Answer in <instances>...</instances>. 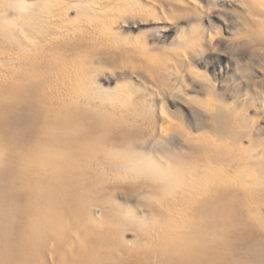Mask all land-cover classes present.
Segmentation results:
<instances>
[{
	"label": "rangeland",
	"instance_id": "1",
	"mask_svg": "<svg viewBox=\"0 0 264 264\" xmlns=\"http://www.w3.org/2000/svg\"><path fill=\"white\" fill-rule=\"evenodd\" d=\"M2 81L19 89L0 91L1 108L5 97L12 105L29 102L37 109L29 118L50 125L51 138L74 143L84 155L89 143L93 149L85 159L93 153L109 169L104 148L114 147L116 153H137L142 168L170 152L187 165L209 163L234 181L244 170L243 184H251L257 196L253 206L264 212L258 191L264 182V0H0ZM32 84L39 90L28 101L21 88ZM101 117L104 132L85 136V122L97 125ZM65 124L70 130L61 138ZM80 171L92 194H113L111 206L114 200L131 203L139 217L152 214L130 194V179L108 191L106 183L85 178V167ZM142 177L135 181L148 180ZM200 186L195 180L194 187ZM8 196L0 194V202ZM157 197L152 193L146 202L174 200L172 193ZM7 200L0 259L9 262L24 224H14ZM22 205L29 216L35 202L24 195ZM38 207L41 216L46 209ZM98 211L97 220L105 221V212ZM122 233L126 245L136 248L135 227Z\"/></svg>",
	"mask_w": 264,
	"mask_h": 264
},
{
	"label": "bare ground",
	"instance_id": "2",
	"mask_svg": "<svg viewBox=\"0 0 264 264\" xmlns=\"http://www.w3.org/2000/svg\"><path fill=\"white\" fill-rule=\"evenodd\" d=\"M9 89L19 88L0 82L1 92ZM38 90L36 84L21 88L29 93L28 101ZM93 91L91 84L85 85V92ZM3 99L0 109L9 110L0 114V194L9 191L14 224L24 226L11 247V260L0 259V264H264V212L253 206L258 200L252 185L243 184L247 183L244 170L234 181L209 163L187 165L179 155L169 156L170 152L172 161L165 156L157 165L142 168L137 153L127 149L116 153L114 147H105L111 158L108 169L93 153L85 159L93 149L88 142L84 155L74 143L47 135L55 131L50 125L34 124L29 117L34 119L37 109L29 102L12 105ZM101 121L102 117L95 121L97 125L85 122V129L81 128L85 136L104 132ZM65 125L61 138L70 130L69 123ZM83 167L85 178L106 183L108 191L124 187L130 179V194L149 206L152 214L139 217L131 203L124 206L114 200L117 205L111 206L113 194H92L80 176ZM88 168H92L90 174ZM142 176L148 180L135 181ZM195 180L200 187H194ZM9 182L14 184L10 189ZM233 183L242 186L233 187ZM258 191L264 195V182ZM152 193L157 198L172 193L174 200L163 197L150 205L146 199ZM24 195L35 202L29 216L23 210ZM7 198L0 202L2 215L8 210ZM38 205L46 209L41 216ZM97 210L105 212V221L97 220ZM9 217L0 216V234ZM130 227L140 234L136 248L121 239ZM4 255L0 249V258Z\"/></svg>",
	"mask_w": 264,
	"mask_h": 264
}]
</instances>
